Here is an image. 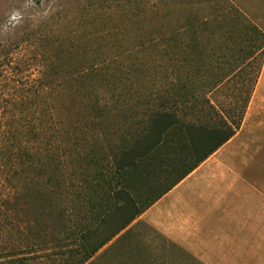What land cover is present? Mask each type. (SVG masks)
<instances>
[{"label": "trees", "instance_id": "1", "mask_svg": "<svg viewBox=\"0 0 264 264\" xmlns=\"http://www.w3.org/2000/svg\"><path fill=\"white\" fill-rule=\"evenodd\" d=\"M127 4L135 5L130 21L157 18L148 44L108 33L75 47L43 35L0 50V206L12 218L0 222V264H31L53 245L70 248L61 264L89 263L240 131L251 92L234 117L207 95L240 62L264 56V33L227 0ZM204 38L237 42L247 55L233 63L226 51L200 52L193 60Z\"/></svg>", "mask_w": 264, "mask_h": 264}, {"label": "rangeland", "instance_id": "2", "mask_svg": "<svg viewBox=\"0 0 264 264\" xmlns=\"http://www.w3.org/2000/svg\"><path fill=\"white\" fill-rule=\"evenodd\" d=\"M129 2L134 3V0H0V50L3 47L16 46L27 41L29 43L38 41L43 35L75 47L82 45L88 35H93L95 40L98 36L108 33H114L118 36V40H124L129 44L137 46L143 43L148 44L151 39L148 27L153 21L155 23L158 20L157 18L154 20L155 16L150 14L145 24L136 23L134 19L130 21L128 11L132 9L135 11V5L132 4L134 5L132 8V5L127 4ZM227 2L230 8L241 13L248 22L264 33V0H227ZM14 9H18L24 17L19 23H17L18 17L11 16ZM208 12L205 8L201 9L198 17L202 19ZM161 26L162 22L159 21L157 27ZM93 39L94 47H99L100 42H94ZM198 48L192 51L193 60L197 59L200 52L209 55L212 52L221 54L226 51L227 56H232V59H228L233 63L238 59L243 60V56L247 55V49L238 45L237 42L226 45H222L221 42L208 44L204 38L200 41ZM186 52V48L183 45L180 46L179 61L182 78L186 75L183 59ZM240 64L241 69L236 72L235 77L223 87L207 95V99L217 111L224 117H228L236 108L235 113H239V109L244 107L251 92L234 150L256 154V163L264 168V56H258L255 60L242 61ZM135 70L136 67L133 70V81L139 77ZM146 73L144 71L143 74ZM2 91L3 79L0 68V115L4 108ZM230 116L234 117L232 114ZM211 119L218 120L215 115L211 116ZM5 192L0 190V194ZM5 217L6 209L0 206V222L6 224V221L12 219L5 220ZM22 219L20 217L19 221ZM1 236L4 238L6 232H2ZM39 241L50 242L51 238L38 239L37 242ZM118 243L114 246L110 243L87 264H166L162 262L165 257L159 256L157 251L153 253L154 251L150 248L136 246L135 240L125 238L122 243ZM69 249L58 245L49 246L43 252L32 254L30 263L61 264L62 255L68 253ZM1 255L0 262L4 259Z\"/></svg>", "mask_w": 264, "mask_h": 264}, {"label": "crops", "instance_id": "3", "mask_svg": "<svg viewBox=\"0 0 264 264\" xmlns=\"http://www.w3.org/2000/svg\"><path fill=\"white\" fill-rule=\"evenodd\" d=\"M238 133L111 246L132 239L166 264H264V168L234 150Z\"/></svg>", "mask_w": 264, "mask_h": 264}, {"label": "clouds", "instance_id": "4", "mask_svg": "<svg viewBox=\"0 0 264 264\" xmlns=\"http://www.w3.org/2000/svg\"><path fill=\"white\" fill-rule=\"evenodd\" d=\"M12 17H18L19 19L17 20V23H19V21L23 20V15L21 14V12L18 9H14L11 13Z\"/></svg>", "mask_w": 264, "mask_h": 264}]
</instances>
